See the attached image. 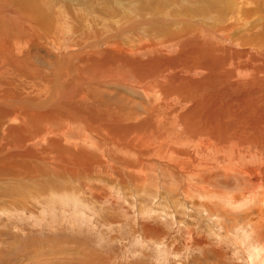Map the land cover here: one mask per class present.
Wrapping results in <instances>:
<instances>
[{"label": "bare ground", "instance_id": "obj_1", "mask_svg": "<svg viewBox=\"0 0 264 264\" xmlns=\"http://www.w3.org/2000/svg\"><path fill=\"white\" fill-rule=\"evenodd\" d=\"M104 1L121 6L124 17L122 12L116 18L103 15L86 5L84 0H0V146L3 142L7 144L5 136L8 132L4 134L1 127L9 125L4 119L10 116L9 121L14 124L9 129L10 137L13 134L16 143L22 144L20 147L29 149L27 153L22 150L26 154L17 153L9 161L5 160L6 165L1 166L2 174L16 176L20 171L18 176L25 173L36 179L39 175L51 183L52 170L66 172L71 179L79 173L80 167L99 174L114 173L122 159L124 171L130 175V179H126L125 173L123 182L145 181L155 163L179 169L185 179L188 168L193 169L199 164L200 157L179 155L177 151L181 147L171 142L170 131L162 133L160 130L163 120L181 128L177 138L182 141L186 140L184 134L195 131L202 121L209 123V128L216 133V115L210 114L214 112L213 108H219L228 99H231L230 108L250 110L253 104L264 105V88L256 85L264 83V0ZM127 1L137 13L131 10L130 4L125 5ZM132 17L136 21L133 31L125 34L123 23ZM92 20L100 22V27L106 31L95 39L91 34L96 29ZM114 23L121 28L108 30ZM131 23L126 22L124 27ZM25 34L26 39L22 37ZM33 41L43 42L47 49L48 46L56 49L57 72L41 70L34 63H27L25 47ZM88 46L93 50H88ZM22 51L24 53L19 55ZM17 55L23 57L22 60L17 59ZM89 65L103 67L90 68ZM111 67H124V72H116ZM100 79L108 84H121L124 80V83L142 89L146 101L134 102L129 108L117 106L113 99L103 95L104 89L100 93L97 85L90 83ZM249 85H255L252 93L246 89ZM151 92L156 95H150ZM32 93L36 96L35 107L29 102V108L23 98L12 99ZM240 95L242 97L238 98ZM8 107L18 112L2 110ZM139 107L144 110H138ZM28 109L29 113H23ZM203 109L206 116L200 112ZM74 121L82 123L86 131L84 136H77L76 130L71 128ZM257 121L259 124L254 121L253 126L260 125L264 119ZM93 133L100 136L94 138ZM203 137L197 135L193 140L205 147L212 146L214 151L215 147H226V141L220 143ZM18 146L7 144L5 148L14 150ZM117 146H124V156L116 153L120 158L113 150ZM125 150L143 153L136 160V156L126 157ZM254 150L239 147L234 156L248 163L250 161L246 160L249 159L245 160L242 154H251L250 160L254 164L243 170L244 176L240 172V175L232 174L234 158L226 162L221 156L216 157L217 163L201 167L206 166L205 170L214 171L215 177L227 181L237 178L243 186L252 183V174L257 175L260 180L257 188L264 189L261 180L264 151L256 153L259 156L255 159ZM1 151L5 153V150ZM148 154L156 158L149 159L146 164ZM256 162L258 166H255ZM203 163H207V159ZM38 171L40 173L35 174ZM134 172L138 176L132 175ZM201 172L198 169L196 176ZM118 175L108 179L111 185L118 184Z\"/></svg>", "mask_w": 264, "mask_h": 264}, {"label": "rangeland", "instance_id": "obj_2", "mask_svg": "<svg viewBox=\"0 0 264 264\" xmlns=\"http://www.w3.org/2000/svg\"><path fill=\"white\" fill-rule=\"evenodd\" d=\"M84 1L103 15L116 18L122 12L124 17L123 8L117 7L113 1ZM129 4L131 10L137 13V9H133L129 1L125 3ZM134 20V17L127 20L126 22L132 23L125 27L126 22L123 23L125 34L133 31L136 22ZM92 23H95L96 28L91 33L92 38L95 39L106 32L100 27V22L92 20ZM113 27L119 30L121 25L111 24L108 30ZM22 37L26 39V34ZM46 47L40 41L28 43L25 47L28 54L27 63H34V66L41 70L57 72L58 53L52 46H48L49 50ZM76 48L83 49L80 45H76ZM88 50L92 51V46H88ZM22 53L24 51L19 55ZM19 55L16 58L22 60L23 57ZM111 68L119 73L124 72V67ZM43 73L45 72L38 74ZM90 83L97 85L100 93H103L104 89L107 94L103 95L113 99L117 106L129 108L134 102L146 101L145 95L141 93L142 89L124 83V80L121 84L114 82L115 85L102 79ZM256 85L264 88V83ZM254 86L249 85L246 89L251 92ZM92 93L97 94L94 91ZM150 95L155 96L156 93L151 92ZM241 97L240 95L238 98ZM22 98L28 102L29 108V102L35 107L34 93L12 99ZM230 103L231 99L226 100L224 107H215L214 112L210 114L216 115V133L209 128V123L202 121L195 131L184 134L186 140L179 141L177 132L181 128L163 120L160 130L162 133L170 131L171 142L181 147L177 151L179 155H197L200 157V165H195L193 169L188 168L190 170L185 169L189 174L183 179L179 169H170L165 163H155L150 173L145 176L146 180L151 176L149 182H123L125 173L126 179H130V175L124 171L122 159L120 164L116 165L118 168L114 173L110 172L111 174H99L80 167L77 169L79 173L71 179L66 172L58 173L52 170L51 175L48 173L51 183L39 175L36 179L27 177L25 173V176H18L20 171H17L16 176L2 174L1 166L6 165L10 157L29 151L24 150V146L20 147L22 144L16 143L13 134L12 138L10 137L9 129L14 124L9 121L10 116H5L4 120L9 124L1 127L4 134L8 132L5 141L13 147L19 145V148H5V142L0 146V264H264V189L257 188L260 181L258 176L252 174V183L247 186L245 182L246 186H243L238 183L237 178L227 181L222 177H215L214 171L204 169L217 163L216 157L221 156L229 162L237 155L239 147L246 150L252 147L255 149V155L264 151V136H261V133H264V121L258 126H253L254 121L259 124L257 120L264 119V105L253 104L249 110L241 107L230 108ZM69 106L75 107L74 104ZM9 109L16 112L12 107L2 110ZM138 110L144 109L139 107ZM29 112V109L23 111L25 114ZM200 112L206 116L204 109ZM64 115L72 118L69 114ZM71 126L76 130L77 136H84L86 133L81 122L74 121ZM259 129L263 131L257 132ZM236 132L242 133L236 136ZM213 133L215 135L211 136ZM197 135H204L205 140L213 138L220 143L226 141V147H215L214 151L210 145L205 147L196 143L193 138ZM92 136L100 135L93 133ZM1 149L5 150V153ZM113 150L115 155L124 154V146L114 147ZM125 152L126 157L136 156V160L143 153L137 150L136 153L128 150ZM150 155L147 156L146 164L149 159L156 158ZM242 156L250 162L244 163L234 158L232 174L244 176L243 170L254 164L250 160L251 154L243 153ZM257 156L259 155L254 158ZM206 159L207 163H203ZM143 163L145 164L144 161ZM203 164L206 166L201 167ZM255 166H258L257 162ZM198 169L202 172L196 176ZM89 171H92V174ZM172 171L178 172L174 174ZM39 173L40 171L35 174ZM117 175L118 184L111 185L108 179L117 178ZM132 175L138 176V173L134 172ZM155 179L158 180L157 183L151 182ZM261 180L264 181V175ZM55 181L58 182L57 185Z\"/></svg>", "mask_w": 264, "mask_h": 264}]
</instances>
